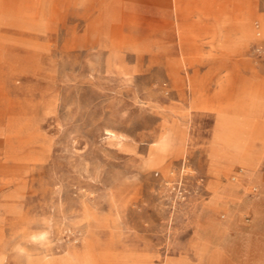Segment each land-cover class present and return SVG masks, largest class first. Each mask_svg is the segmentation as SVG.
<instances>
[{"label":"rangeland","instance_id":"rangeland-1","mask_svg":"<svg viewBox=\"0 0 264 264\" xmlns=\"http://www.w3.org/2000/svg\"><path fill=\"white\" fill-rule=\"evenodd\" d=\"M262 125L264 0H0V264H264Z\"/></svg>","mask_w":264,"mask_h":264},{"label":"crops","instance_id":"crops-1","mask_svg":"<svg viewBox=\"0 0 264 264\" xmlns=\"http://www.w3.org/2000/svg\"><path fill=\"white\" fill-rule=\"evenodd\" d=\"M223 147L224 148L222 149V153L226 156V153H228L229 151L228 149L230 148H228L227 146H223ZM233 148H234L233 160L235 162H238L242 168H246V169L251 168L253 166L252 158L249 155L247 149H243L240 151L237 142ZM244 152L247 153L245 157L243 156Z\"/></svg>","mask_w":264,"mask_h":264},{"label":"bare ground","instance_id":"bare-ground-1","mask_svg":"<svg viewBox=\"0 0 264 264\" xmlns=\"http://www.w3.org/2000/svg\"><path fill=\"white\" fill-rule=\"evenodd\" d=\"M159 139V138H158ZM167 139V138H166ZM169 139V138H168ZM158 142H159V140H158ZM161 142H162V140H161ZM166 142V141H165ZM160 143V142H159ZM161 144V143H160ZM161 150V149H160Z\"/></svg>","mask_w":264,"mask_h":264}]
</instances>
